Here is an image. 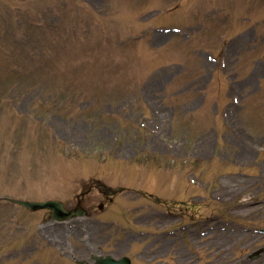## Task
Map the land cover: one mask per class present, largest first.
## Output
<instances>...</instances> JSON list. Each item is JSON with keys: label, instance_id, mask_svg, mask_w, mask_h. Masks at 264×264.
<instances>
[{"label": "rangeland", "instance_id": "1", "mask_svg": "<svg viewBox=\"0 0 264 264\" xmlns=\"http://www.w3.org/2000/svg\"><path fill=\"white\" fill-rule=\"evenodd\" d=\"M80 187L95 205L126 187L179 201L214 188L190 211L214 210L213 244L197 245L264 264L250 258L264 247V0H0V196L71 205ZM45 213L0 202V264H73L45 245ZM187 245L161 258L192 264Z\"/></svg>", "mask_w": 264, "mask_h": 264}, {"label": "water", "instance_id": "2", "mask_svg": "<svg viewBox=\"0 0 264 264\" xmlns=\"http://www.w3.org/2000/svg\"><path fill=\"white\" fill-rule=\"evenodd\" d=\"M30 208H37L41 206L47 205V203H32V202H25Z\"/></svg>", "mask_w": 264, "mask_h": 264}, {"label": "flooded vegetation", "instance_id": "3", "mask_svg": "<svg viewBox=\"0 0 264 264\" xmlns=\"http://www.w3.org/2000/svg\"><path fill=\"white\" fill-rule=\"evenodd\" d=\"M140 220H142V218H140ZM161 254H166L167 253V250L166 249H163L160 251ZM144 256H148L147 253H142Z\"/></svg>", "mask_w": 264, "mask_h": 264}]
</instances>
